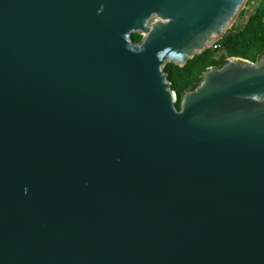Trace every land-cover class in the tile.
I'll use <instances>...</instances> for the list:
<instances>
[{
  "label": "water",
  "instance_id": "1",
  "mask_svg": "<svg viewBox=\"0 0 264 264\" xmlns=\"http://www.w3.org/2000/svg\"><path fill=\"white\" fill-rule=\"evenodd\" d=\"M245 3L0 0V264H264V57L164 72Z\"/></svg>",
  "mask_w": 264,
  "mask_h": 264
},
{
  "label": "trees",
  "instance_id": "2",
  "mask_svg": "<svg viewBox=\"0 0 264 264\" xmlns=\"http://www.w3.org/2000/svg\"><path fill=\"white\" fill-rule=\"evenodd\" d=\"M240 12L237 19L242 18ZM133 43L141 36L132 35ZM264 57V0L247 16L240 27H233L217 42L214 48L193 57L184 68L167 64L164 72L170 89L177 97L175 108L179 110L182 96L192 91L201 81L208 68H220L228 58H239L255 63Z\"/></svg>",
  "mask_w": 264,
  "mask_h": 264
},
{
  "label": "rangeland",
  "instance_id": "3",
  "mask_svg": "<svg viewBox=\"0 0 264 264\" xmlns=\"http://www.w3.org/2000/svg\"><path fill=\"white\" fill-rule=\"evenodd\" d=\"M259 2L260 0H246L245 5L242 7L240 11L243 14L242 18L237 19L238 18L237 17L232 26L240 27L245 22L247 16L258 6ZM231 28L229 29V31L231 30Z\"/></svg>",
  "mask_w": 264,
  "mask_h": 264
}]
</instances>
